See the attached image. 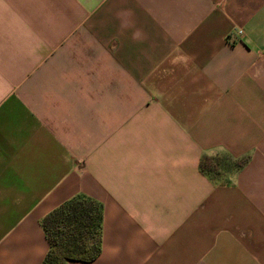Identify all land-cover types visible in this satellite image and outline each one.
<instances>
[{
	"label": "crops",
	"instance_id": "1",
	"mask_svg": "<svg viewBox=\"0 0 264 264\" xmlns=\"http://www.w3.org/2000/svg\"><path fill=\"white\" fill-rule=\"evenodd\" d=\"M76 196L88 264H264V0H0V264Z\"/></svg>",
	"mask_w": 264,
	"mask_h": 264
},
{
	"label": "trees",
	"instance_id": "2",
	"mask_svg": "<svg viewBox=\"0 0 264 264\" xmlns=\"http://www.w3.org/2000/svg\"><path fill=\"white\" fill-rule=\"evenodd\" d=\"M243 158L225 167L224 158L203 157L200 170L218 175L225 168L238 171ZM102 206L94 200L76 196L50 212L41 221L48 251L41 264L92 263L101 252Z\"/></svg>",
	"mask_w": 264,
	"mask_h": 264
}]
</instances>
